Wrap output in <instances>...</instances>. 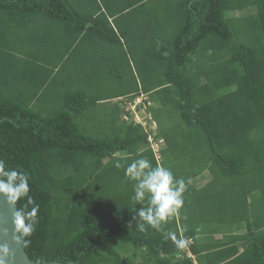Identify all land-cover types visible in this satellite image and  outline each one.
I'll return each instance as SVG.
<instances>
[{
  "label": "trees",
  "instance_id": "1",
  "mask_svg": "<svg viewBox=\"0 0 264 264\" xmlns=\"http://www.w3.org/2000/svg\"><path fill=\"white\" fill-rule=\"evenodd\" d=\"M97 48L100 67L133 66L138 82L86 81ZM141 94L158 160L145 129L108 104ZM139 156L186 182L159 231L136 215L147 199L132 200L125 176ZM0 159L28 174L39 205L32 260L193 264L191 252L198 264H264V0H0ZM228 221L244 224V249L199 254L209 245L192 238Z\"/></svg>",
  "mask_w": 264,
  "mask_h": 264
},
{
  "label": "clouds",
  "instance_id": "2",
  "mask_svg": "<svg viewBox=\"0 0 264 264\" xmlns=\"http://www.w3.org/2000/svg\"><path fill=\"white\" fill-rule=\"evenodd\" d=\"M136 98L126 102L134 101ZM140 109L137 108V110ZM128 113L133 115L131 112ZM115 166L122 167L119 161ZM124 172L130 181L135 182L132 200L143 205L147 199V205L140 207L136 213L142 221L159 231L161 225L166 223L170 217L179 215L184 205L183 193L186 190V182L183 178H176L167 167L153 166L144 156L132 159ZM29 193L28 174L18 168L9 167L3 159H0V197L15 208L11 217V240L23 248L28 247L29 237L38 223L39 205ZM21 200L25 201L22 206L20 205ZM18 203L19 207H15ZM140 227L144 230L143 225ZM3 231L5 234L8 233L7 228ZM165 238L171 239L178 249L186 248L189 243L188 239L191 240V238H178L177 234L172 231L167 232ZM13 255L10 244L0 242V264H9V257Z\"/></svg>",
  "mask_w": 264,
  "mask_h": 264
},
{
  "label": "crops",
  "instance_id": "3",
  "mask_svg": "<svg viewBox=\"0 0 264 264\" xmlns=\"http://www.w3.org/2000/svg\"><path fill=\"white\" fill-rule=\"evenodd\" d=\"M103 57H105V56H103ZM77 69L78 68H75V70H77ZM135 69L136 68L132 66L131 71L126 70L123 72V74H122V71H120L119 73L118 72L114 73V75H117V77H120L121 80H124V77L126 76L127 81L128 80H136L138 82L139 77L136 76L137 74L135 72ZM70 75H73V73H71ZM137 96H139V95H136L132 99L136 98ZM143 96L146 97V95H144V94H143ZM132 99H129L126 95L123 97L119 96V97L112 98L109 100L107 99V100L109 102L108 103L109 105H111L113 103H117L120 108L121 107L124 108L123 103L126 102L127 100H132ZM121 101H122V104H121ZM194 184H195V180H194ZM195 186L198 188V187H201L202 185L197 186L195 184ZM235 224L236 225H232L231 222L228 221L224 224V227L218 231L211 232V229L209 228L208 230H205L202 234L197 235L196 239L192 238V242L195 241L198 246H200L203 243H206L207 245H209V248L205 249L203 252L199 251V254H202V253L207 252V251L213 252V253L216 251L219 252L220 250L225 251L234 244L236 245V247L238 249L237 252L235 253V256L237 254H239L244 249L246 243L242 240L238 241L234 238L245 233V226H244V224H238V223H235ZM235 234L237 235L236 237H234ZM231 236H233V237H231ZM188 254H190V256L192 257L193 264H198L196 259H195V255H193L194 253L188 252ZM205 254L206 253H204V255ZM231 258L232 257H230V259ZM227 260H229V258Z\"/></svg>",
  "mask_w": 264,
  "mask_h": 264
},
{
  "label": "water",
  "instance_id": "4",
  "mask_svg": "<svg viewBox=\"0 0 264 264\" xmlns=\"http://www.w3.org/2000/svg\"><path fill=\"white\" fill-rule=\"evenodd\" d=\"M17 207V205L15 206ZM15 208L10 206L3 197H0V242H8L14 253L9 257V264H76L74 261L61 262L32 260L26 253L25 249L11 240V217ZM7 228L8 233L5 234L3 229Z\"/></svg>",
  "mask_w": 264,
  "mask_h": 264
},
{
  "label": "rangeland",
  "instance_id": "5",
  "mask_svg": "<svg viewBox=\"0 0 264 264\" xmlns=\"http://www.w3.org/2000/svg\"><path fill=\"white\" fill-rule=\"evenodd\" d=\"M96 53L98 54L97 56H99V57H97L98 58V60H97V62L95 63V65H91L90 64V67H93V68H96L97 70L93 73L91 70H89V74L90 75H88V77H86V81L87 80H89V81H91V82H93L94 84L95 83H99V82H101V84L103 83V85L104 86H106V84H105V81L103 80V79H108L109 78V76H112V75H114V73L110 70H107V69H105V67L104 66H101L100 67V61H101V59H100V56H101V48H97V50H96ZM95 60H96V58H95ZM92 63V62H91ZM94 64V63H93ZM82 66L83 65H81L80 67H79V70L80 71H82ZM99 67V68H98ZM88 74V73H87ZM95 74H97V75H99V76H94ZM77 75H78V73H77ZM63 76H64V71H62L61 72V78H63ZM60 78V79H61ZM84 79V78H83ZM100 80V81H96V80ZM85 80V79H84ZM84 80L83 81H81V82H84ZM72 81V83H73V86L75 87L76 85L78 86L79 84L78 83H74L75 82V80H71ZM79 81V80H78ZM111 81H112V83H118V81H120L119 80V77H115V78H112L111 79ZM129 83H130V81L129 82H127V77L125 76L124 77V80H122V84L121 85H123V87L125 86L126 88H128V87H130V85H129ZM114 87V85L112 84V88ZM126 105H128V102H126ZM146 111L145 110H143V109H140V110H136V113L135 114H137L140 118H143V116H145V113ZM169 113L171 114V119L170 120H173L174 121V118L177 116V118H179V115H178V113H177V111H176V109L175 108H171L170 110H169ZM135 116V115H134ZM176 119V118H175ZM165 120H168V115H167V117H166V119ZM167 123V121L165 122H163V125L165 126V124ZM187 171V170H186ZM208 179H209V175L205 172V174L203 175V176H201V177H198L197 179H195V184L197 185V186H201V185H203L206 181H208ZM120 253H121V255H126V254H131V256L132 257H136V254H135V251L134 250H131V251H123L122 249L120 250Z\"/></svg>",
  "mask_w": 264,
  "mask_h": 264
},
{
  "label": "built area",
  "instance_id": "6",
  "mask_svg": "<svg viewBox=\"0 0 264 264\" xmlns=\"http://www.w3.org/2000/svg\"><path fill=\"white\" fill-rule=\"evenodd\" d=\"M146 97L143 94L139 95L134 101H128V105L124 106L125 112L122 114V118L125 120H133L135 123H139L147 132V139L150 143V147L153 150V153L158 160L160 158V149L163 143V139L161 137H156V127L157 124L152 116L146 111L147 102L144 103L143 100ZM139 104H142V109L146 112L145 116L140 118L136 113L137 107ZM127 112H131L133 115H129ZM135 115V116H134ZM188 241H191L188 239Z\"/></svg>",
  "mask_w": 264,
  "mask_h": 264
}]
</instances>
